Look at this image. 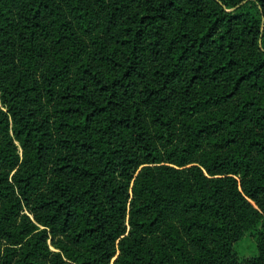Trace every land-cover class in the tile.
<instances>
[{"label": "trees", "instance_id": "obj_1", "mask_svg": "<svg viewBox=\"0 0 264 264\" xmlns=\"http://www.w3.org/2000/svg\"><path fill=\"white\" fill-rule=\"evenodd\" d=\"M0 238V264H264V0H0Z\"/></svg>", "mask_w": 264, "mask_h": 264}, {"label": "rangeland", "instance_id": "obj_2", "mask_svg": "<svg viewBox=\"0 0 264 264\" xmlns=\"http://www.w3.org/2000/svg\"><path fill=\"white\" fill-rule=\"evenodd\" d=\"M170 29H171L170 26L166 27V35L169 34ZM42 65H43L42 62L39 63L38 68L41 69ZM33 78H35V76ZM178 136H179V132L177 134V138H178ZM15 144L18 146L17 152H18V156H19V161L17 163L16 170H20V168L22 166V149L19 147V144L17 142H15ZM157 148L161 153H163L165 151V147H163L159 143H157ZM208 151H209V149H208L207 144L205 142H203V145L201 146V148L198 149L196 151V153L194 154V156L192 158H190L189 160H187V162L183 166H178L175 163V161H173V160L164 159L161 163L150 165V167L153 169L155 178L158 181L161 180L165 174H168L169 177L171 178L172 182L177 183L178 186L181 188L182 184L190 178L189 169L191 167H194V166L200 167V161L202 160V158L205 157V155ZM144 167H146V166L145 165L139 166L134 173V177H136ZM132 197H133V194L130 191L129 192V200ZM250 209L252 211L256 210V211L260 212L259 209L257 208V206L254 205L253 203H250ZM23 213H26V210H23V212H21L19 214H23ZM17 221H18V218H17L16 222ZM167 222L177 223V214H169L165 223H167ZM258 230H259V227L252 229L249 233L245 234L237 242V244H235V246H234L235 252L238 255H240L242 257H250L256 253V239H257L256 235H257ZM47 243H48V246H49L51 251H56L53 248V246L51 245L50 240H48ZM117 245H118V242L114 243V247H116V250H117ZM6 246H8V242L6 240L0 238V249L2 250ZM189 248H190V251L193 252V248L191 246H189ZM117 257H118V250L116 251V255L111 260L110 264H115L114 262H115ZM64 261H65L64 262L65 264H72L71 262L66 261L65 259H64ZM42 263L43 264H49V262L47 260H42Z\"/></svg>", "mask_w": 264, "mask_h": 264}]
</instances>
